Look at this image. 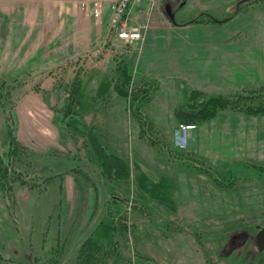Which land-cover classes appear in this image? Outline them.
<instances>
[{
  "label": "rangeland",
  "instance_id": "1",
  "mask_svg": "<svg viewBox=\"0 0 264 264\" xmlns=\"http://www.w3.org/2000/svg\"><path fill=\"white\" fill-rule=\"evenodd\" d=\"M114 1L0 0V154L8 131L19 146L5 159L11 189L0 190V264H77L99 223L118 256L96 264H264V175L255 168L264 166V116L220 111L187 131L182 148L173 117L189 89L230 96L264 85V0L132 1L127 26L141 38L128 42L110 29ZM120 62L148 81L146 114L163 149L138 136L112 86L92 99ZM76 76L86 110L66 127ZM89 126L125 161L128 179L100 174L81 134ZM140 168L164 179L165 203L138 186Z\"/></svg>",
  "mask_w": 264,
  "mask_h": 264
},
{
  "label": "trees",
  "instance_id": "2",
  "mask_svg": "<svg viewBox=\"0 0 264 264\" xmlns=\"http://www.w3.org/2000/svg\"><path fill=\"white\" fill-rule=\"evenodd\" d=\"M215 22L220 23L218 20ZM116 73L117 79L114 82L106 78L101 80L97 92L92 99L97 100L100 96L105 97L112 86L114 93L126 101L127 110L138 125V136L147 140L151 146L163 149L165 144L164 136L146 114L145 108L150 101L148 81L144 79L135 81L131 69L125 62L118 63ZM5 84V81L0 79V89ZM184 92L185 100L174 109L173 117L176 124L188 127L187 131L199 124L213 120L220 111L241 112L248 117L264 116V85L256 90L247 91L245 94L235 93L230 96L221 94L209 95L194 88ZM85 104L81 81L76 76L68 87V94L63 109L65 119L66 117L68 118L65 120L66 127L73 125L74 122H78L79 117H75L74 115L85 111ZM81 134L85 138L93 158L98 163L102 176L116 181L129 178L130 171L125 161L116 153L109 152L102 146L93 126L85 128L81 131ZM7 137L9 139L8 151L0 154V190L2 191L10 190L12 180L14 179L9 175V165L5 163V159L13 158L19 148L18 143L9 131ZM167 147L170 153L180 154L179 150L172 149L170 146ZM255 168L264 175V166L259 165L255 166ZM214 180L221 188L228 189L233 186L231 181ZM164 183L163 178H154L146 170L140 168L137 177L138 186L142 190L147 191L153 198L163 203L166 201L161 193ZM99 227H101V230L98 233L96 231L91 233L81 244L76 256L77 264H96L98 255L102 257L118 256L117 248L115 246L113 248L106 247L101 239V237L108 236L110 228L104 223H99ZM122 228L125 230L126 226L123 225ZM127 264L129 263L127 262Z\"/></svg>",
  "mask_w": 264,
  "mask_h": 264
},
{
  "label": "built area",
  "instance_id": "3",
  "mask_svg": "<svg viewBox=\"0 0 264 264\" xmlns=\"http://www.w3.org/2000/svg\"><path fill=\"white\" fill-rule=\"evenodd\" d=\"M132 1L136 0H115L111 5V15L109 19L110 29H116L118 37L124 41L138 40L141 38V28L134 26L128 27L126 21V15L130 9ZM94 15H98V9L93 7L92 9ZM179 131L183 133V136L179 137L177 143L178 147H184L186 145V126L179 125Z\"/></svg>",
  "mask_w": 264,
  "mask_h": 264
},
{
  "label": "water",
  "instance_id": "4",
  "mask_svg": "<svg viewBox=\"0 0 264 264\" xmlns=\"http://www.w3.org/2000/svg\"><path fill=\"white\" fill-rule=\"evenodd\" d=\"M256 243L258 246L264 247V230L259 232Z\"/></svg>",
  "mask_w": 264,
  "mask_h": 264
},
{
  "label": "crops",
  "instance_id": "5",
  "mask_svg": "<svg viewBox=\"0 0 264 264\" xmlns=\"http://www.w3.org/2000/svg\"><path fill=\"white\" fill-rule=\"evenodd\" d=\"M136 9V8H135ZM138 9V8H137ZM134 16V15H133Z\"/></svg>",
  "mask_w": 264,
  "mask_h": 264
}]
</instances>
